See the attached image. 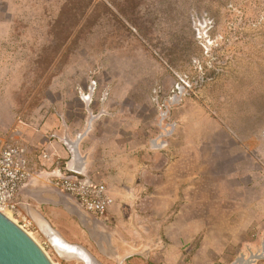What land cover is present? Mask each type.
<instances>
[{
	"label": "rangeland",
	"instance_id": "obj_1",
	"mask_svg": "<svg viewBox=\"0 0 264 264\" xmlns=\"http://www.w3.org/2000/svg\"><path fill=\"white\" fill-rule=\"evenodd\" d=\"M234 1L15 0L11 31L0 39V132L40 152H59L55 167L63 173L76 152L86 162L81 150L91 148L92 162L101 161L105 145L127 147L153 172L183 149L192 159L197 147L206 173L216 158L238 159L226 146H246L258 153L264 186V12L259 0ZM41 164L48 169L47 160ZM103 181L113 205L120 203L112 179ZM58 199L41 214L95 264H156L106 256L104 238L70 218L83 213L115 234L111 213L99 219L76 207L69 212L65 204L73 199ZM140 201L135 194L122 201L132 209L121 212V229L139 245L122 241L127 252L142 251L153 229L139 216ZM28 231L53 264H86L58 250L68 258L60 256L35 223Z\"/></svg>",
	"mask_w": 264,
	"mask_h": 264
},
{
	"label": "crops",
	"instance_id": "obj_2",
	"mask_svg": "<svg viewBox=\"0 0 264 264\" xmlns=\"http://www.w3.org/2000/svg\"><path fill=\"white\" fill-rule=\"evenodd\" d=\"M0 5L3 6L0 10L1 39L11 31L9 16L14 11L15 0H0ZM25 145L29 148L31 160L43 172L40 179L25 189L24 200L29 203L28 208L42 213L43 209L61 203L59 195L69 196L57 189L50 179L52 175L63 174L55 167L59 152H40L38 148ZM103 150L101 161L95 163L91 160L95 154L91 148L86 150L88 152L81 150L82 154H88L86 162L76 152L66 161L64 169L69 172L79 168L97 183L112 179L110 186L117 195L121 194V202L112 205L108 213L116 223L115 234L107 233L111 230L105 224L96 226L83 213L78 212V219L70 218L66 212L65 215L93 238H104L101 251L106 256L117 260L142 256L156 264H236L241 256L247 261L252 258V253L261 250L264 242V186L259 182L257 152L252 153L246 146H226L224 151L230 153V157L239 156L238 159L222 163L215 157L212 170L206 173L201 169L197 147L192 148V159H186L183 149L176 159L166 162L160 172H153L151 163H138L127 147L114 149L113 145H105ZM66 153L63 155H68ZM44 154L48 157L44 158ZM44 160L48 162V169L41 164ZM46 174L50 175L49 178ZM129 194L140 196V204L136 205L145 213H139V216L153 225L145 235L144 249L132 253L121 246L123 241L139 247L135 239L131 241L134 237L121 229L126 223L125 216L121 219V212L125 208L128 212L132 209L128 203L122 202ZM73 201H68L71 207L65 204L67 210H81L75 199ZM131 263L139 264L135 260ZM256 264H264V259Z\"/></svg>",
	"mask_w": 264,
	"mask_h": 264
},
{
	"label": "built area",
	"instance_id": "obj_3",
	"mask_svg": "<svg viewBox=\"0 0 264 264\" xmlns=\"http://www.w3.org/2000/svg\"><path fill=\"white\" fill-rule=\"evenodd\" d=\"M47 157L44 154V158ZM42 172L31 160L28 146L0 132V211H9L27 232L34 223L26 213L29 203L24 200V192L31 182L40 179ZM50 178L57 189L75 199L86 213L99 219L107 218L114 198L105 183H97L75 170Z\"/></svg>",
	"mask_w": 264,
	"mask_h": 264
},
{
	"label": "water",
	"instance_id": "obj_4",
	"mask_svg": "<svg viewBox=\"0 0 264 264\" xmlns=\"http://www.w3.org/2000/svg\"><path fill=\"white\" fill-rule=\"evenodd\" d=\"M74 170L81 172L79 168ZM28 207H25L27 215L47 238L40 225L42 214L36 209ZM47 239L49 240V238ZM50 243L60 256L68 258L57 251L52 241ZM262 259H264V242L260 251L252 253L251 259L244 261L241 256L236 264H256ZM0 264H53V262L26 230L0 211Z\"/></svg>",
	"mask_w": 264,
	"mask_h": 264
},
{
	"label": "bare ground",
	"instance_id": "obj_5",
	"mask_svg": "<svg viewBox=\"0 0 264 264\" xmlns=\"http://www.w3.org/2000/svg\"><path fill=\"white\" fill-rule=\"evenodd\" d=\"M43 181L47 182V180L45 178L43 179ZM4 213L9 218H11L14 222H16V217L13 216L9 211H4ZM40 225H41V228L44 230L45 234L47 235V238H49V240L52 241V243L55 245L57 251L59 250L60 252H66V253H70L72 255L78 256V257L84 259L86 264H95L94 262H92V260L88 256V253H86L87 252L86 250H84L83 248H81L78 245L70 244L66 240H64L62 238V236H60V234L56 230H54V228H52V226L50 225L48 220L46 218H44L43 215L40 218ZM28 234L34 240H36L30 231H28ZM129 245H130V243H129ZM121 246L126 247L128 245H125L122 243ZM138 250H139L138 248H133L132 250L130 249L129 252H131V253L135 252V251L137 252Z\"/></svg>",
	"mask_w": 264,
	"mask_h": 264
},
{
	"label": "trees",
	"instance_id": "obj_6",
	"mask_svg": "<svg viewBox=\"0 0 264 264\" xmlns=\"http://www.w3.org/2000/svg\"><path fill=\"white\" fill-rule=\"evenodd\" d=\"M201 1H203V0H196V4H199ZM229 1H232V4H233V2H235L234 0H225V4H227ZM259 2V5H260V9L264 12V0H259L258 1ZM232 7H237V4H235L234 3V5H232ZM171 62V61H170Z\"/></svg>",
	"mask_w": 264,
	"mask_h": 264
}]
</instances>
